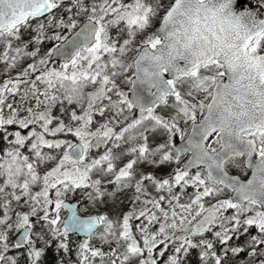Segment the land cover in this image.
Instances as JSON below:
<instances>
[{
  "label": "snow or ice",
  "instance_id": "snow-or-ice-1",
  "mask_svg": "<svg viewBox=\"0 0 264 264\" xmlns=\"http://www.w3.org/2000/svg\"><path fill=\"white\" fill-rule=\"evenodd\" d=\"M254 5L0 0V264H264Z\"/></svg>",
  "mask_w": 264,
  "mask_h": 264
},
{
  "label": "trees",
  "instance_id": "trees-1",
  "mask_svg": "<svg viewBox=\"0 0 264 264\" xmlns=\"http://www.w3.org/2000/svg\"><path fill=\"white\" fill-rule=\"evenodd\" d=\"M35 23V22H33ZM169 169H165L161 175L166 174V172ZM111 187V186H108ZM87 191L89 190H77L76 193L77 198H75V202L77 203L78 210L80 214L85 215L88 213V215H97L99 214V211H103L106 215H108L110 218L115 219L117 216L120 215L121 212L129 211L132 207L129 200L127 198L122 197L120 201L113 202L111 200L105 201V202H97L96 204H93L88 198H87ZM189 192L192 191V189H188ZM131 193H128V196H130ZM254 231V230H253ZM71 247L72 252L70 254H64L63 252H57L55 248H53L50 253L45 258L44 264H58V262L63 258L65 264L69 260L75 261L76 254H75V248L78 243H80L83 239H79L77 237L71 236ZM242 242V241H241ZM11 254V253H10ZM19 255V253H17ZM241 260L244 259L243 256L240 258ZM189 264H197V255L196 250H193L192 255L188 258ZM20 264H24V258L20 257Z\"/></svg>",
  "mask_w": 264,
  "mask_h": 264
},
{
  "label": "water",
  "instance_id": "water-1",
  "mask_svg": "<svg viewBox=\"0 0 264 264\" xmlns=\"http://www.w3.org/2000/svg\"><path fill=\"white\" fill-rule=\"evenodd\" d=\"M254 9L259 14V18H264V9H260L259 7H256L255 5H254ZM178 144H179V142H177V145ZM71 236L77 237L79 239H83L84 238L82 234H73Z\"/></svg>",
  "mask_w": 264,
  "mask_h": 264
},
{
  "label": "rangeland",
  "instance_id": "rangeland-1",
  "mask_svg": "<svg viewBox=\"0 0 264 264\" xmlns=\"http://www.w3.org/2000/svg\"><path fill=\"white\" fill-rule=\"evenodd\" d=\"M176 142H178V140L176 141ZM77 193L75 192V193H70L69 194V196H70V198H71V202H75V198H77ZM99 214H104V215H106L103 211H99ZM82 216H87L88 215V213H86L85 215H83V214H81ZM13 239H15V237H13Z\"/></svg>",
  "mask_w": 264,
  "mask_h": 264
}]
</instances>
